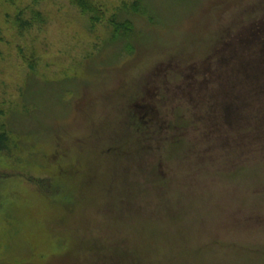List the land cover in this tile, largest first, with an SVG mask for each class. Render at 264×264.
I'll return each instance as SVG.
<instances>
[{"label":"rangeland","instance_id":"obj_1","mask_svg":"<svg viewBox=\"0 0 264 264\" xmlns=\"http://www.w3.org/2000/svg\"><path fill=\"white\" fill-rule=\"evenodd\" d=\"M95 1L0 0V264H264V0Z\"/></svg>","mask_w":264,"mask_h":264},{"label":"trees","instance_id":"obj_2","mask_svg":"<svg viewBox=\"0 0 264 264\" xmlns=\"http://www.w3.org/2000/svg\"><path fill=\"white\" fill-rule=\"evenodd\" d=\"M139 1L140 0L134 1V6L132 10L135 12L139 11L138 10ZM68 2L70 3V5L78 9L83 15H87L89 17V21L91 25H94L95 23H99L100 21L103 20V14L100 16L101 8L99 7V5L96 4L95 0H68ZM112 24L116 32L115 34H118V36L128 37L132 32V25L128 21L124 23H116L115 21H112ZM258 47H260L259 57L262 58L264 55V48H263L264 43L261 42V44ZM245 67L248 66L245 65L244 68ZM248 69H250V67H248ZM261 70L263 71L262 73ZM249 73H250L249 70L246 71L243 70V74L245 75L244 76L245 83L247 84L248 89L251 88L252 85L253 86L257 85L255 86L256 90L258 92H262L264 90V66L262 64H259L258 66L253 67V71H251L250 74ZM254 118H256L257 120L264 121V115H259V116L257 115ZM253 133L254 131H251V134ZM256 133L259 134V136L262 135L260 139H264V125L263 126L261 125V127L259 128V130H257ZM9 142H10V138L6 134V132L0 131V152L6 151L8 149Z\"/></svg>","mask_w":264,"mask_h":264}]
</instances>
